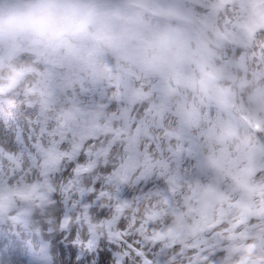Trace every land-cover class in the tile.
<instances>
[{"label":"clouds","instance_id":"9594fccd","mask_svg":"<svg viewBox=\"0 0 264 264\" xmlns=\"http://www.w3.org/2000/svg\"><path fill=\"white\" fill-rule=\"evenodd\" d=\"M0 264H264V0H0Z\"/></svg>","mask_w":264,"mask_h":264}]
</instances>
